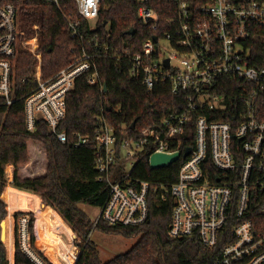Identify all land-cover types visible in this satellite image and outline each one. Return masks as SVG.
<instances>
[{"label": "built area", "instance_id": "built-area-1", "mask_svg": "<svg viewBox=\"0 0 264 264\" xmlns=\"http://www.w3.org/2000/svg\"><path fill=\"white\" fill-rule=\"evenodd\" d=\"M74 1L82 18L95 21L102 4L116 0ZM132 1L138 5L140 20L152 30L161 22L153 2L173 5L174 15L164 20L170 28L142 42L131 56L129 74L149 91L157 84L169 85L172 94L183 96V105L155 124L132 128L134 135H117L103 116L96 119L92 134L73 133L74 146L94 147L98 178L108 186L106 202L95 222L140 226L147 220L152 195L160 204L169 192L173 206L168 235L196 237L205 248L212 249L233 207L237 217L230 228L233 239L213 264H264V221L258 220L256 227L250 212L251 197L257 191L264 192V64H254L250 59L258 53L256 46L264 44V0H200L198 5L189 0ZM22 3L0 0V105L10 106L16 100L15 64L18 54L28 51L36 64L35 85L23 95L26 128L32 131L41 120L58 141L65 143L67 134L57 128L65 115L66 98L78 77L85 76L89 84L100 83L95 60L100 47L96 36L84 39L79 22L68 17L71 35L83 40L88 49L82 48L67 65L44 78L38 33L27 35L20 28ZM260 55L264 60V53ZM222 77L235 78L244 86L242 114L234 126L212 119L227 109L223 96L214 89ZM190 129L193 146L182 148ZM186 149L190 151L177 159L183 161L171 184L133 176V168L145 152L149 161L153 153L182 154ZM258 213L264 216V201ZM15 237L33 264H52L31 245L28 215L18 219L14 242ZM71 247V254L66 248L61 255L62 264L77 260L79 250L73 241ZM66 254L69 262L63 258Z\"/></svg>", "mask_w": 264, "mask_h": 264}, {"label": "trees", "instance_id": "trees-1", "mask_svg": "<svg viewBox=\"0 0 264 264\" xmlns=\"http://www.w3.org/2000/svg\"><path fill=\"white\" fill-rule=\"evenodd\" d=\"M189 1L193 5L200 3V0ZM152 5L161 18L157 30L150 29L140 20L137 14L138 5L132 0L105 2L95 21L82 18L74 0H56V3L53 0H23L20 7V28L27 35L38 33V51L41 53L44 78L67 65L82 48L88 49L83 40L71 35L67 27L68 17L79 22L84 39L96 36L95 40L100 47L95 57L100 83L89 84L85 76L78 77L66 98L65 115L57 128L67 134L65 143L58 141L41 120L36 122L32 131L26 128L23 95L35 85L36 64V58L28 51H21L15 64L16 100L10 106L0 105V192L6 184L4 167L12 165L14 172L10 185L18 190L38 194L41 202L53 208L71 230L77 233L75 244L79 254L75 264H213L221 256L224 245L233 239L230 228L237 221L233 207L212 249L205 248L196 237L171 238L168 229L173 198L169 192L165 193L166 199L160 204H157V197L152 195L148 204L147 220L137 227L110 226L101 220L94 222L77 207L83 203L101 208L107 199L108 186L98 178L94 147L74 146L73 133L92 134L96 119L103 116L117 135H134V130L130 128L133 121L134 129H140L159 122L164 115L183 105V96L172 94L169 85L157 84L149 91L139 79L129 74L131 56L139 51L146 38L168 30L170 27L164 20L175 13L172 4L156 1ZM34 25L37 26L36 30L33 29ZM130 29L133 33L127 34ZM256 49L258 53L250 56L251 62L262 65L264 60L260 53H264V44L256 46ZM218 80L219 86L214 89L223 96L227 109L214 114L212 119L228 121L234 126L242 114L245 99L243 82L229 77ZM185 146H193V129H190L187 139L181 142V147ZM38 158L40 164L36 163V171L30 173L26 167ZM182 161L183 159H179L167 166L152 169L145 152L135 164L132 173L134 177L142 180L171 184L176 180ZM21 167L24 168L21 170ZM8 171L10 167L7 168ZM31 196L32 202L29 206L37 204L36 196ZM251 200V217L254 225L258 227L257 221H264V216L258 213L264 201V192H255ZM51 208L43 206V214L48 219L44 221L56 233L59 244L62 240L56 227L64 224L58 221L54 225ZM13 213L8 211L9 223L3 219V242L7 250H11V255L14 244V264H33L20 250L17 238L15 237V242L13 240V218L10 228V215ZM4 214L5 203L0 198V221ZM23 215H28V234L33 247L32 213L15 211V227ZM44 226L40 232L46 242L50 232ZM92 230L121 234L126 238L138 237V240L127 252L103 262L90 238ZM66 233L70 235V231L66 230ZM3 242L0 241V264H8ZM35 251L43 257L40 251ZM67 253L71 254L70 250ZM44 260L47 262L45 257ZM65 260L69 262L70 256L67 255ZM50 261L60 264L53 255Z\"/></svg>", "mask_w": 264, "mask_h": 264}, {"label": "rangeland", "instance_id": "rangeland-1", "mask_svg": "<svg viewBox=\"0 0 264 264\" xmlns=\"http://www.w3.org/2000/svg\"><path fill=\"white\" fill-rule=\"evenodd\" d=\"M36 152L38 153L37 150H36ZM36 163L40 164L39 158L36 161L32 162L28 167H26V169L30 173H32L33 171L35 172L36 171ZM127 166H129V164H127ZM8 167H10V171L7 172ZM22 168H24V167H21V170H22ZM13 172H14V167L12 168L11 165H7L4 167L6 184L0 192V198L5 203V214H4L2 219L5 218V222L9 223V217L7 215L9 210H11L12 213L13 212L15 213V211H22V210H26V209L32 210L33 211V212H31L33 215V223H32L33 226L32 227H33V237H34L33 247L37 251L39 250L41 252V254L47 259V261L51 262L50 261L51 255H53L57 258V260L60 262V264H62L63 261L61 259V255H63L66 252V250H65L66 248L69 250L72 249V247L70 248V245H71L72 241L74 244L76 243V240L78 238L77 233L72 231L71 228L63 221L65 223L64 226L61 225L60 227H56V229L58 230L57 232H58V234L62 240L61 243L57 244L58 243L57 235L53 230H51V228L49 227V224L45 223L47 217L45 214H43V206H39V201L37 200V204H35L33 206H29L32 202V196L31 195L20 192V191H16V190L8 187L10 185ZM21 205H26L29 207L28 208H22V207H20ZM47 206H49V205L44 204V207H47ZM77 207L80 208L82 211H84V213H86V215L92 221L95 222L97 215L99 213L98 207H92V206H89V205H86L83 203L78 204ZM52 209L53 208H51V210ZM53 210H52V212H53ZM24 212H27V211H24ZM14 213L12 215H10V217H11L10 228L12 225V218H13V228H12L13 236H14V227H15V220L13 217ZM52 221H53L55 226L58 224V220L53 218ZM48 222L49 221H47V223ZM53 223H51L50 225L52 226ZM42 226H44L50 232V235H48L49 239L47 238L46 242L44 241L43 235L40 232L42 229ZM45 228H44V230H45ZM65 228H67V229H65ZM66 230L70 231V235H72V236H70L69 233L67 234ZM90 238L94 242V244L96 245L98 252H99V258L103 262L110 260L111 258H113L114 256H116L118 254H122L124 252H127L138 240V237L126 238V237H123L121 234H108V233L101 232L99 230H92V232L90 233ZM2 242H3V240H2ZM3 245L5 248V254H6L8 264H14V250L15 249L13 248V252L11 255L10 254L11 250H7L4 242H3ZM75 251H76V248L74 247V252ZM66 256H67V254L64 255L63 258L65 259ZM52 264H54V262ZM55 264H57V263H55Z\"/></svg>", "mask_w": 264, "mask_h": 264}, {"label": "water", "instance_id": "water-1", "mask_svg": "<svg viewBox=\"0 0 264 264\" xmlns=\"http://www.w3.org/2000/svg\"><path fill=\"white\" fill-rule=\"evenodd\" d=\"M133 30L130 29L127 31V34H132ZM106 86L105 84L103 85V89L105 90ZM135 121H133L130 125V128H134ZM189 149H186L183 151L182 154L179 152H175L172 154H164V153H153L149 157V166L152 169H157L164 167L166 165H169L173 162H175L180 156L181 157H186L189 153ZM4 236V230H3V219L0 221V241L2 242ZM78 258V257H77ZM76 262V261H75ZM75 264V263H74Z\"/></svg>", "mask_w": 264, "mask_h": 264}, {"label": "crops", "instance_id": "crops-1", "mask_svg": "<svg viewBox=\"0 0 264 264\" xmlns=\"http://www.w3.org/2000/svg\"><path fill=\"white\" fill-rule=\"evenodd\" d=\"M11 167L13 168V166L11 165ZM13 176V175H12ZM12 180V179H11ZM9 188H11V189H14V190H16V191H20V192H23V193H26V194H29V195H33V196H36V198H37V200L39 201V206H44V204L41 202V197L38 195V194H35V193H31V192H27V191H24V190H18V189H16V188H13V187H11L10 185L8 186ZM47 207H49V206H47ZM50 208V207H49ZM53 210V209H52ZM22 211H30V212H33L32 210H30V209H26V210H22ZM55 216H56V218H55ZM52 217V219L54 218V219H58V221H61L63 224H65L64 222H63V220L61 219V217L59 216V214H57L54 210H53V215L51 216Z\"/></svg>", "mask_w": 264, "mask_h": 264}]
</instances>
